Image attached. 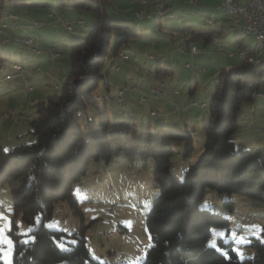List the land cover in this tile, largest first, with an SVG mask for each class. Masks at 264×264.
Here are the masks:
<instances>
[{
	"label": "trees",
	"instance_id": "1",
	"mask_svg": "<svg viewBox=\"0 0 264 264\" xmlns=\"http://www.w3.org/2000/svg\"><path fill=\"white\" fill-rule=\"evenodd\" d=\"M104 1L52 0L42 4L14 0L34 18L53 10L67 12L45 33H56L64 24L71 28L75 18L83 24V12L94 20L88 34L70 47L71 69L61 93L36 104L37 117L30 122L36 140L9 151L0 149V185L12 187L15 210L31 224L41 216L33 238L16 242L12 264H107L93 258L84 227L72 234L75 243L62 248L59 243L66 233L47 227L45 222L52 218L58 202L72 200V189L88 172L91 161L110 163L122 155L129 160L152 157L155 162L159 193L147 214L153 244L142 264H264L261 239L252 243L256 250L252 257L241 258L233 241L213 238L215 229L231 228L237 202L264 204V148L244 152L236 141L243 104L264 94V62L256 65L239 59L232 68L220 69L204 123L203 151L179 178L171 167L176 152L172 143L187 140L185 156L189 155L194 149L192 132L162 125L155 133L150 127L140 132L132 115L112 118L107 103L98 104L100 95L95 91L107 61L125 52L140 36L137 23L108 16ZM187 26L197 27L191 32L205 34L209 41L224 31V25L212 29ZM4 58L0 51V64ZM91 107L98 112V121L88 118L85 129L80 119ZM224 196L229 198L221 205L217 199Z\"/></svg>",
	"mask_w": 264,
	"mask_h": 264
},
{
	"label": "rangeland",
	"instance_id": "2",
	"mask_svg": "<svg viewBox=\"0 0 264 264\" xmlns=\"http://www.w3.org/2000/svg\"><path fill=\"white\" fill-rule=\"evenodd\" d=\"M30 1L42 4L52 2V0ZM1 5V16H7L10 12L23 16L29 12L22 4L16 6L14 0H3ZM112 5L108 6L110 17H113L111 8L117 4L112 3ZM223 12L229 19L224 20L222 35L214 34L213 40L209 43L202 38L195 40L201 51L194 56L191 54V47L188 49L185 42L180 43L184 49L182 52L176 50L175 41L159 33L160 29L154 26V19L139 23L152 25L153 28L145 29L139 26L140 36L131 41L125 53L131 59L138 58L139 54L143 55V64H147L145 69L156 74L151 78L145 74L135 77H138L137 80L142 86L143 83L148 82L152 86L165 89L166 95L158 98L150 97L145 103L130 104L125 100L123 106L117 103L112 96L116 93V84L122 82L125 77L124 66L128 63L122 60L119 61L123 67L120 72L112 68L109 60L107 61L105 74L99 78V86L95 91L100 95L98 104L107 103V111L112 118L132 115L140 132L150 127L155 133L160 125L165 129L171 127L181 132H192L194 149L189 155L185 156L187 140L172 143L176 152L172 157L171 167L179 178L203 151L204 123L210 115L209 106L219 81L220 69L223 67L230 69L240 62L238 57L228 58L227 54H219L215 51V47L217 45L225 48L232 45L247 46L248 43H252L248 46H255L258 43L255 35H248L241 29L233 30L230 25L234 14ZM211 13L214 20L218 12L213 10ZM55 17L58 18V14H55ZM206 18L201 13L196 19L180 13H177L174 19H170L169 14L162 17L164 21L170 19L173 23L172 30L176 41L183 39L181 33L187 29V24L209 29L220 24L216 21L207 24ZM76 19L72 21L71 29L61 27L56 33H45L47 24L14 30L4 36L8 39L7 43L2 42L3 35L0 30V51L5 56L0 64V149L9 151L19 144L36 140L30 127V122L37 117L36 104L46 101L51 95L61 93L63 77L67 76L71 69L70 47L76 40H81L88 34L94 20L86 12L82 13L81 18L84 24H79ZM54 25L58 23L55 21ZM29 38L41 50L40 54H36L32 50V45L25 42L30 40ZM147 51L154 56L145 57ZM55 52H59L60 56L55 58L53 56ZM169 52L171 58L167 56ZM169 59H171L170 68ZM15 63L22 66V71L14 69L15 66L21 67L14 65ZM186 63L192 67H186ZM106 82L112 85L110 90ZM174 89H178L180 93L174 94ZM203 103L206 107L202 106ZM189 104L193 106L189 108ZM152 109L159 115L152 116ZM11 111H15L13 116L3 118ZM240 115L239 131L236 135L240 150L251 152L257 147L264 148V94L257 96L253 102H245ZM88 118L94 122L98 121V112L92 107L80 119L85 129ZM158 193L159 186L152 157L129 160L122 155L110 163L93 160L88 172L74 185L71 192L72 200L58 202L52 218L46 220L45 225L66 233L59 243L62 248H69L70 243H75L76 238L72 234L77 228L84 227L89 249L96 260L107 264H142L153 244L147 225V214ZM227 198L229 197L224 196L217 199V202L223 205L222 200ZM13 199L10 184L0 185V207L4 206V211L0 210V216L5 217L0 219V228L5 229L4 234L0 236V264H12L16 242L31 240L32 231L41 220L39 215L35 224L25 221L22 212L15 210ZM72 201L76 203L75 206ZM243 201L236 203V213L233 218L235 222L231 228L215 229L213 238L233 241L235 252L239 257L246 258L255 254L256 250L252 243L256 239L264 241V204ZM249 217L253 222L246 225ZM8 221L12 222L11 231L8 230ZM7 240L11 243H7Z\"/></svg>",
	"mask_w": 264,
	"mask_h": 264
},
{
	"label": "crops",
	"instance_id": "3",
	"mask_svg": "<svg viewBox=\"0 0 264 264\" xmlns=\"http://www.w3.org/2000/svg\"><path fill=\"white\" fill-rule=\"evenodd\" d=\"M105 2H106L105 10H106V13L108 16H110L108 14V10H109L108 6L109 5L111 6L112 3L117 4V6H115L114 8H111L113 18H118V19L130 21V22H135L138 24V28L140 26L141 28H145V29L151 28L152 29L153 28L152 25L139 24V23H141V21H144V20L154 19L155 20L154 26L156 27V29L157 28L160 29L159 33L162 35H167L166 37H169L171 41H175V49L176 50H178V45H180V43H182V42L186 43L188 49H189V47H192L193 45H197L194 41L198 40L200 38L205 39L206 42L208 41L207 43L210 42L209 40H207V37L205 36V34H200V32H198V33L191 32L197 28L195 26L187 28V29H190L188 32L186 29H184L181 34H183V35L186 34L187 35L186 38H183L181 41H176L175 36L172 37L174 35L173 30H172L173 23L170 21V19L176 18L177 13L190 15L193 18L195 17V19L201 13L203 16L205 15L207 17L205 20V22L207 24H211L212 22L216 21L217 24L220 23L219 25H223L224 20L229 19V17L224 14L222 8H220L223 0H196V4L191 3V0H146V4L143 3V0H105L104 3ZM237 2L239 3V5L244 6L248 2V0H237ZM109 3H111V4H109ZM159 3H163L164 7L166 9L165 8H158ZM0 5H1V2H0ZM112 7H113V5H112ZM162 9L164 11L161 13L160 11ZM213 10L218 12V15L215 18L216 20L215 19L213 20V18L211 17V15H212L211 12ZM138 12H142V14L138 15L137 14ZM66 13L67 12H60V11H54L53 10V12L51 14L42 13V14H40L39 17H35V18L33 17V14L31 11L26 13L23 16H19L17 14L18 15V19H17L18 25L17 26H15L13 21L10 20V18L8 17L9 14L7 16L6 15L1 16V14H0V29H1V34L3 35L2 36V42L7 43L8 39L4 38V36L9 35L14 30H19L20 28L27 29V28H31L32 26H36V25H34V22L37 20L43 21L44 22L43 25L47 24L45 26V29H44L46 32L47 30H49L54 25L55 21H58L59 19H61L63 17V15ZM55 14L56 15L58 14V18L55 17ZM59 14H61V15H59ZM166 14H169L170 19L167 21H164L162 19V17L165 16ZM158 16L161 17V20L158 19ZM41 17H43V18H41ZM4 18H6V19H4ZM208 19L211 20V22H209ZM19 21H20V24H19ZM83 24H84V21H83ZM64 25H65V28H68L66 26V24H64ZM40 26H42V25H40ZM2 28H4L5 31H3L4 29L2 30ZM68 29H71V28H68ZM232 29L233 30H240V27H239V25H237L236 29L235 28H232ZM204 33H206V32H204ZM196 37H197V39H194ZM5 39H7V40L4 41ZM188 39H189V41H186ZM245 44H247V43H245ZM251 44L252 43H248V45H251ZM180 52H182V51H180ZM219 54H221V53H219ZM142 56H143L142 54H139L138 58L131 59V57H129V59H127V60H122V61H128V63H126L124 66V70L126 71V74H125V77L121 80L122 82H118V84H116V86H115L116 93L113 94L112 97L116 98L118 88L120 87L119 85L124 83V81L130 77H135V75L137 76L140 74H145L149 78L155 76L156 73H154L153 71H151L149 69H145L147 67V64H145V65L143 64ZM144 56L149 58V57H153L154 55L150 51H147ZM167 56H168V58H171V53L169 52ZM228 58H233V57L228 56ZM119 61H121V60H118V62ZM109 62L111 64V58H110ZM168 64H169V68H170L171 59H169ZM137 66H140L141 68L137 69L136 68ZM122 70H123V67L120 71H122ZM120 71H118V72H120ZM136 78H138V77H136ZM108 85H109L108 89L110 90L112 85L110 83H108ZM153 87H157V86H152L148 82H146V84L143 83V86H141V89L139 90V92H137V91L136 92H130V93L127 92L124 95V100H125V102L128 101L130 104L132 102L141 103L138 100L140 92L150 93L151 88H153ZM166 94H167V91H166ZM174 94H176V93L174 92ZM152 111H155V110L152 109L151 113H152ZM173 111H175V110H173ZM157 115H159V114H157V111H156V114H154L152 116H157Z\"/></svg>",
	"mask_w": 264,
	"mask_h": 264
},
{
	"label": "built area",
	"instance_id": "4",
	"mask_svg": "<svg viewBox=\"0 0 264 264\" xmlns=\"http://www.w3.org/2000/svg\"><path fill=\"white\" fill-rule=\"evenodd\" d=\"M143 3L146 4V0H143ZM191 3L196 4V0H191ZM228 5H235L236 6V13L234 14L233 21L231 23L232 28H236L237 25H239L240 29H246L254 31V33L258 37L264 38V0H248L246 5L241 6L237 2V0H223L222 5L220 8H225V12H228ZM158 8H165L163 3L158 4ZM166 9V8H165ZM138 15H141L142 12H138ZM11 20H14L13 23L15 26H17V19L18 15L14 13H10L8 15ZM209 22L211 20L208 19ZM43 21L37 20L34 22V24L43 25ZM68 28L70 26L66 24ZM1 30V29H0ZM5 39L4 41H6ZM27 44L32 45V50L35 53H41V50L34 44L33 40H25ZM261 48V56H254L249 51H246L243 49L242 46L239 45H232V46H226V48H218L215 47V51L221 54H227L229 57H238L241 61L256 64L257 65V59H264V45L259 46ZM178 50L183 51V48L178 45ZM200 52V48L197 45H193L191 47V54L194 56L197 53ZM55 58L60 56L59 52H55L53 54ZM129 57H122L121 52L118 55H113L111 57V66L116 71H120L122 69V66L119 64L118 60H127ZM188 68H191L192 66L189 63H186L185 65ZM137 69H140V66L136 67ZM19 71L18 69H16ZM205 71V69H203ZM66 76L63 77V81H65ZM141 84H137V78L136 77H130L124 81V83L118 88L117 94H116V102L117 103H123L124 104V95L127 92H136L141 89ZM174 92L176 94L180 93L178 89H174ZM166 95V90L161 89L158 87L151 88L150 93L140 92V95L138 97V100L141 103H144L149 100L150 97L158 98L161 96ZM193 104H189V108H191ZM203 107L206 106V104H202ZM15 114V111H11L10 114H5L3 118H9V116H13ZM152 115L156 114V111H152ZM194 132V131H193ZM1 211H4V206L0 207ZM253 219L248 218L246 221L247 224H252Z\"/></svg>",
	"mask_w": 264,
	"mask_h": 264
},
{
	"label": "bare ground",
	"instance_id": "5",
	"mask_svg": "<svg viewBox=\"0 0 264 264\" xmlns=\"http://www.w3.org/2000/svg\"><path fill=\"white\" fill-rule=\"evenodd\" d=\"M223 11H225V8H222ZM164 10L162 9L160 12L162 13ZM228 12H232V13H236V6L235 5H228ZM242 32L248 34V35H255L258 38V43L255 46H243V45H239L242 46L243 49H245L246 51H249L251 54H253L254 56H261V48L259 46L264 45V38L263 37H258L254 31L251 30H246V29H241ZM218 48H225L224 46L218 45ZM122 57H129V55L125 52L121 53ZM264 62V59H257V64H260ZM16 69L20 70L21 67L19 66H15ZM137 84H140L137 80Z\"/></svg>",
	"mask_w": 264,
	"mask_h": 264
},
{
	"label": "snow or ice",
	"instance_id": "6",
	"mask_svg": "<svg viewBox=\"0 0 264 264\" xmlns=\"http://www.w3.org/2000/svg\"><path fill=\"white\" fill-rule=\"evenodd\" d=\"M0 219H5V217L0 216ZM11 228H12V222L8 221V230L11 231ZM4 231H5L4 228H0V236H2L4 234ZM6 242L9 243V244L11 243L10 240H7Z\"/></svg>",
	"mask_w": 264,
	"mask_h": 264
}]
</instances>
